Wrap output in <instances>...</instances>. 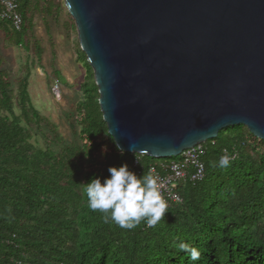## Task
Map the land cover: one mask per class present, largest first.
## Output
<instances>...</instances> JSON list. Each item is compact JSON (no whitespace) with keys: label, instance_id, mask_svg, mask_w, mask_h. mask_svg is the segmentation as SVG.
<instances>
[{"label":"trees","instance_id":"1","mask_svg":"<svg viewBox=\"0 0 264 264\" xmlns=\"http://www.w3.org/2000/svg\"><path fill=\"white\" fill-rule=\"evenodd\" d=\"M16 1L21 29L0 18V32L10 45L27 49L33 17L56 15L58 5ZM35 52L42 54L39 47ZM28 78L29 73L15 94L8 72L0 70V264H264V141L244 126L224 129L203 144L205 178L178 185L181 203L169 204L155 227L142 222L122 229L89 209L85 185L107 178L109 167L127 164L142 177L178 157L136 159L120 151L103 120L98 88L88 85L92 74L72 123L74 131L80 128L81 144L38 148L31 143L33 123L46 124L53 139L59 137L32 107ZM15 102L19 115L13 113ZM224 151L230 157L226 168L218 163ZM180 241L196 247L200 259L177 251L174 243Z\"/></svg>","mask_w":264,"mask_h":264},{"label":"water","instance_id":"2","mask_svg":"<svg viewBox=\"0 0 264 264\" xmlns=\"http://www.w3.org/2000/svg\"><path fill=\"white\" fill-rule=\"evenodd\" d=\"M118 149L155 159L244 126L264 141V0H63Z\"/></svg>","mask_w":264,"mask_h":264},{"label":"rangeland","instance_id":"3","mask_svg":"<svg viewBox=\"0 0 264 264\" xmlns=\"http://www.w3.org/2000/svg\"><path fill=\"white\" fill-rule=\"evenodd\" d=\"M58 5L56 15L33 17V29L28 48L10 45L0 32V70L9 74V81L17 94L18 84L29 73L28 94L32 107L54 125L59 140L46 124L30 126L31 143L38 148L58 151L64 145H80L79 130L72 129L77 121L76 106L83 99L85 82L93 74L80 48L74 21L63 0H51ZM54 13V12H53ZM42 54L36 56V48ZM89 72V73H88ZM87 81L86 83H88ZM94 80L88 85L94 86ZM56 87L60 92H55ZM14 115L20 114L16 102ZM10 116L3 113L2 116Z\"/></svg>","mask_w":264,"mask_h":264},{"label":"clouds","instance_id":"4","mask_svg":"<svg viewBox=\"0 0 264 264\" xmlns=\"http://www.w3.org/2000/svg\"><path fill=\"white\" fill-rule=\"evenodd\" d=\"M229 162L228 155L219 157L220 167H228ZM108 173L107 178L94 177L85 185L89 209L101 213L105 224L113 223L122 229L132 230L142 222L150 228L155 227L164 219L168 205L162 197L163 185L151 171L140 177L124 164L109 167ZM174 247L188 254L191 261L200 259V251L186 242L174 243Z\"/></svg>","mask_w":264,"mask_h":264},{"label":"built area","instance_id":"5","mask_svg":"<svg viewBox=\"0 0 264 264\" xmlns=\"http://www.w3.org/2000/svg\"><path fill=\"white\" fill-rule=\"evenodd\" d=\"M0 18L8 21L15 30L21 29L23 20L18 11L16 0H0ZM55 92L57 94L60 92L58 87H56ZM205 154L203 144H200L184 150L177 160L163 164L160 167H150L149 171L158 177L163 185L161 192L167 205L181 203L182 200L176 194V189L182 181L190 178L192 182H200L205 178L206 172L203 163ZM224 155L229 156L227 151H224Z\"/></svg>","mask_w":264,"mask_h":264}]
</instances>
